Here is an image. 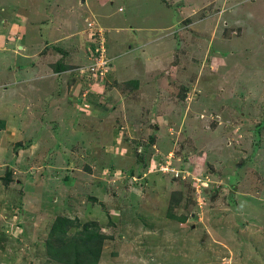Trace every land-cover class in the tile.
<instances>
[{"label": "rangeland", "instance_id": "obj_1", "mask_svg": "<svg viewBox=\"0 0 264 264\" xmlns=\"http://www.w3.org/2000/svg\"><path fill=\"white\" fill-rule=\"evenodd\" d=\"M33 10L40 44L72 23L68 70L12 65ZM92 30L111 64L88 78ZM0 36V264H61L58 216L98 224L97 264H263L264 0H0Z\"/></svg>", "mask_w": 264, "mask_h": 264}, {"label": "trees", "instance_id": "obj_2", "mask_svg": "<svg viewBox=\"0 0 264 264\" xmlns=\"http://www.w3.org/2000/svg\"><path fill=\"white\" fill-rule=\"evenodd\" d=\"M58 66L57 63L56 70L63 68ZM130 82L136 84V80H129L128 83ZM168 215L172 217V214ZM75 223H78L75 218L66 216H58L52 221L45 240L47 259L61 264H97L106 236L99 232L98 224L94 221L82 223L77 232L68 235L67 228L78 226Z\"/></svg>", "mask_w": 264, "mask_h": 264}, {"label": "crops", "instance_id": "obj_3", "mask_svg": "<svg viewBox=\"0 0 264 264\" xmlns=\"http://www.w3.org/2000/svg\"><path fill=\"white\" fill-rule=\"evenodd\" d=\"M31 12H33V13H30L31 19L34 18L33 14L35 16H37V14L35 13L34 10L31 11ZM55 14H57V12H55ZM26 16H27V14H24V16H21V18L26 17ZM34 20H35V18H34ZM26 24L28 25V23H26ZM36 24H37V20H35V21L31 20V22H29L30 26L28 28H26L27 31L25 30V33L28 32V34L26 36H24L23 38H29L28 41H22V40H20L21 39L20 36H15L14 40L21 41V44H18L16 46L18 48V50H15V49L11 48V54L13 56L12 65H15L17 63H26V60L29 61L34 53H39V52L43 51V54H40V59L42 61H52V63H54V67L51 65L52 63L50 64V66H51L50 73L57 74L60 71H66L67 68L69 67L67 64H65L66 62H63V60H65L63 58L66 57V56H64L62 58V61H61V56H63V54L65 53L64 51L73 50V47L75 46V42L76 41L80 42V39L76 37L75 33H73V34L71 33L72 35L69 36V34L71 32V27H72V26L69 27V25H72V23L68 24L66 22L63 25H62L61 22H58V21L56 23H54L53 21H51L50 24L47 23L45 25L46 26L45 32H46L47 36L49 37L48 38V42L49 43L47 42V40H43L42 44H40V41H42V39H38V38H42V34L39 32L40 30L36 28ZM17 27L19 29V24L18 23L17 24L14 23V22L11 23L10 29H11L12 33L14 31L16 32L18 30ZM63 27H68V29H69L68 33L69 34L68 33L65 34L64 32H62L63 31ZM74 32L79 33L81 31L80 30H78V31L75 30ZM72 36L73 37L75 36V38H71ZM58 37H60V38H58ZM4 38H6V36L5 37H3V36L1 37L0 36V39L3 40L2 44L4 43ZM65 40H68L69 43H71L72 45L67 47V48L63 47L62 49H59V50L56 49L55 51H53V49H51V50L48 49L49 48L48 46L50 44H53V43H56V42L65 41ZM152 41L156 42L154 39ZM157 41H159V40H157ZM108 46H109V44H108ZM81 48H82V46H81ZM83 48H82V51H83V54H85ZM141 48H142L141 49V51H142L143 50L142 45H141ZM56 51H60V52H56ZM129 51H131L130 47L127 48V52H129ZM79 52H80L79 49H77L76 53H79ZM146 53L147 52H145V54ZM151 56H152V54L148 53L144 57L147 60V57H151ZM80 57H81V54H79V56L76 59H78ZM84 58H85V56H84ZM32 63H33V61L29 62V64H28V66L31 68V71H28V72L27 71H23V72H26L27 74L30 73V75H32V73H33ZM57 63H58V65L60 67L62 66L63 68H61L60 70H56L55 68L57 66ZM65 68H66V70H65ZM18 71H21V68L19 66H16L15 68L13 66H10L7 74L10 75V76H16L17 75L16 73ZM40 75L43 76V77L40 76L41 78L45 79V78H47L46 76H48L49 73L41 71ZM43 79H41V80H43Z\"/></svg>", "mask_w": 264, "mask_h": 264}, {"label": "built area", "instance_id": "obj_4", "mask_svg": "<svg viewBox=\"0 0 264 264\" xmlns=\"http://www.w3.org/2000/svg\"><path fill=\"white\" fill-rule=\"evenodd\" d=\"M88 36L91 39L93 46L89 47L87 50V57L90 59L91 62L86 67H83L84 75L86 77L96 76L94 73L101 74L103 71L106 72L107 65H110V59L106 56L105 48H104V38L102 36V33L100 35L99 32H96V30L89 31ZM103 67L106 69L103 70ZM77 69L74 68V70ZM80 68H78L79 70ZM88 77V78H89ZM92 78V77H91ZM89 82L90 79H87ZM100 81V80H98ZM162 164H158L156 167V171H163L164 168L161 166ZM165 167L167 166L166 163L163 164Z\"/></svg>", "mask_w": 264, "mask_h": 264}, {"label": "clouds", "instance_id": "obj_5", "mask_svg": "<svg viewBox=\"0 0 264 264\" xmlns=\"http://www.w3.org/2000/svg\"><path fill=\"white\" fill-rule=\"evenodd\" d=\"M87 33V40L89 41V45H87V49H86V57H87V50H88V48L89 47H91L90 45L92 44V46H93V43H92V41H91V39L92 38H90L89 36H88V33H89V31L88 32H86ZM88 41H86V43L88 44ZM104 44H105V39H104ZM85 55V54H84ZM108 58L110 59V57L108 56ZM110 64H111V60H110ZM77 66H75L74 68H76ZM74 68H72V69H70V70H74ZM68 70V69H67Z\"/></svg>", "mask_w": 264, "mask_h": 264}]
</instances>
